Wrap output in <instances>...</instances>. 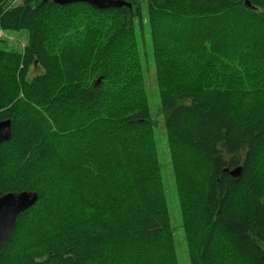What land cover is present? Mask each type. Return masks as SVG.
Segmentation results:
<instances>
[{
    "label": "trees",
    "instance_id": "1",
    "mask_svg": "<svg viewBox=\"0 0 264 264\" xmlns=\"http://www.w3.org/2000/svg\"><path fill=\"white\" fill-rule=\"evenodd\" d=\"M130 4L0 0V196L37 194L0 264H178ZM145 8L189 264H264V0Z\"/></svg>",
    "mask_w": 264,
    "mask_h": 264
},
{
    "label": "rangeland",
    "instance_id": "2",
    "mask_svg": "<svg viewBox=\"0 0 264 264\" xmlns=\"http://www.w3.org/2000/svg\"><path fill=\"white\" fill-rule=\"evenodd\" d=\"M130 2V0H125ZM20 0H7L8 5L19 3ZM142 7V15L144 18L143 34L137 32L138 35V49L140 54V60L143 70V78L145 84V90L150 105V112L152 113V119L156 121L154 135L159 153L161 175L163 181V187L165 190L166 200L168 204V211L170 216L171 226L173 228L174 244L177 253L178 264H189L187 248L182 229V222L180 216V210L178 206V200L176 196V190L174 185V177L170 164L169 151L166 142L165 129L163 118L160 116L159 96L156 88V78L154 71L152 45L149 35L148 23L146 21V8L145 0H139ZM256 29L252 33L254 39H260L264 36V25H256ZM238 31V30H237ZM253 31V30H252ZM6 36L3 38L4 42H0L1 48H8L20 52L25 46V32H6ZM177 34L175 32H167L166 37L168 40H172ZM178 39L180 34H178ZM10 39V40H9ZM264 248V245H263Z\"/></svg>",
    "mask_w": 264,
    "mask_h": 264
},
{
    "label": "water",
    "instance_id": "3",
    "mask_svg": "<svg viewBox=\"0 0 264 264\" xmlns=\"http://www.w3.org/2000/svg\"><path fill=\"white\" fill-rule=\"evenodd\" d=\"M53 3L64 6L74 3H85L95 10H106L110 8L128 7L130 2L125 0H51ZM246 5L249 3L246 1ZM12 137V127L10 120L0 121V144L7 142ZM241 167L228 171L233 178H238ZM37 201V194L31 191L8 193L0 196V250L7 241L10 232L13 230L18 216L28 210Z\"/></svg>",
    "mask_w": 264,
    "mask_h": 264
},
{
    "label": "built area",
    "instance_id": "4",
    "mask_svg": "<svg viewBox=\"0 0 264 264\" xmlns=\"http://www.w3.org/2000/svg\"><path fill=\"white\" fill-rule=\"evenodd\" d=\"M0 37H5V34L2 31H0Z\"/></svg>",
    "mask_w": 264,
    "mask_h": 264
}]
</instances>
